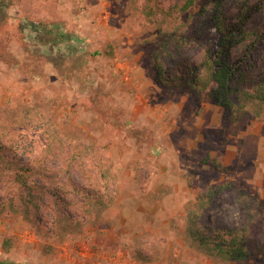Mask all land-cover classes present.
Masks as SVG:
<instances>
[{
	"label": "rangeland",
	"instance_id": "rangeland-1",
	"mask_svg": "<svg viewBox=\"0 0 264 264\" xmlns=\"http://www.w3.org/2000/svg\"><path fill=\"white\" fill-rule=\"evenodd\" d=\"M176 1L156 0L163 8ZM207 1L195 0L193 19L175 33L185 39L178 45L145 19L142 0H17L7 11L0 39L21 63L0 62V264H264L206 258L187 235L188 203L231 184L245 200L221 193L204 227L222 226L264 250V116L232 120L208 91L164 89L155 80L157 50L179 46L181 57H197L219 41L214 31L193 39ZM250 1L263 2L245 26L258 32L259 48L242 68L258 74L264 0ZM223 10L231 21L229 0ZM31 22L55 24L80 42L57 47L30 29L22 35ZM73 45L82 51L70 53ZM28 118L35 123L25 129ZM97 158L111 165L109 189Z\"/></svg>",
	"mask_w": 264,
	"mask_h": 264
},
{
	"label": "trees",
	"instance_id": "trees-1",
	"mask_svg": "<svg viewBox=\"0 0 264 264\" xmlns=\"http://www.w3.org/2000/svg\"><path fill=\"white\" fill-rule=\"evenodd\" d=\"M136 1V0H135ZM138 1V0H137ZM141 12L148 21H155L174 44L178 45L183 39L175 36L178 27L183 26L185 20L193 19L189 11L194 6L195 0H178L174 4L163 8L157 5L156 0H142ZM234 7V17L229 21L223 10L225 0H209L197 14V22L193 27V39H203L207 32L214 31L219 41L202 47L199 56L181 57L176 51L171 53L165 50H157L152 58L155 80L159 87L169 89L176 87L188 90L196 94L208 91L209 99L220 107L224 113L229 114L230 119L236 120L242 116L261 120L264 116V72L258 74L243 70V63L250 58L258 47V32L247 30L246 24L254 14L262 9L263 2L252 3L250 0H229ZM17 0H0V27L8 20L7 11ZM155 17V20H153ZM159 17V20L157 19ZM154 22V23H155ZM169 28H161V25ZM30 29L35 35H39L46 44L60 47L62 44L79 43L74 36L64 34L59 26L53 24H35L33 22L21 27L23 35L25 29ZM70 53H78L82 49L77 46H69ZM95 55H98L97 53ZM0 62L18 68L21 62L12 58L8 47L3 45L0 39ZM257 68L250 63V68ZM34 120L25 119L24 128L32 127ZM40 123V122H39ZM38 123V125H39ZM21 125V124H20ZM28 125V126H27ZM36 125V124H35ZM104 185L109 189V183L114 182L111 173V165L105 166L102 159H96ZM216 168L221 165L216 162ZM22 177V176H21ZM233 192L238 201L243 203L246 193L231 184L218 187H207L196 196L193 202H189L186 209V227L189 241L202 250L206 258L221 263H245L257 257L264 261V250H250L240 234L232 233L222 226L215 230L204 227V214L213 208V202L223 192ZM32 207L37 209L31 201ZM96 203L103 209L109 207V203L103 204L102 197H97ZM244 203H247L244 201ZM247 204H245L246 206ZM201 215V216H200ZM11 244L5 241L2 251L8 253ZM256 253L260 254V257Z\"/></svg>",
	"mask_w": 264,
	"mask_h": 264
}]
</instances>
